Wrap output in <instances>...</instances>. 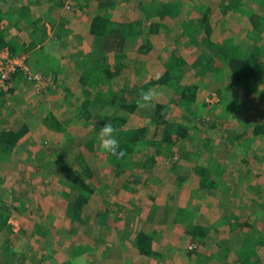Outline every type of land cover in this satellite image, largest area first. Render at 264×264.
Segmentation results:
<instances>
[{
    "label": "rangeland",
    "instance_id": "374dc122",
    "mask_svg": "<svg viewBox=\"0 0 264 264\" xmlns=\"http://www.w3.org/2000/svg\"><path fill=\"white\" fill-rule=\"evenodd\" d=\"M10 1L13 0H0V5L4 6ZM24 1L30 4L31 11L40 12L42 14L40 17L46 22L48 42L44 52L53 47L56 48L57 43L59 44L64 35L68 37V41L64 40L65 42H74L75 40L70 39L77 35L76 39L83 37L82 32L85 28H82V24L85 20H91L97 12L91 5L85 6L82 0H74L73 8H69L66 5L70 1L66 0L64 9L71 10L64 13L69 19L75 20L70 23L73 25L72 32L68 31L62 37L59 35L55 37L57 21L55 19L54 23V18H52L54 15L47 12L48 4L42 0ZM149 1L141 0L143 4H148ZM156 1L160 2L161 0ZM173 1L187 15L196 13L192 11V6H196L197 11L203 6H208L212 20L213 16H216V20L213 22L215 29L214 32L212 31L214 40L221 41L231 33L234 43L240 42V46H244L246 43L251 46L255 45V40L252 37L254 31L250 29L248 21L244 19L243 15L237 14L231 9L224 14L228 16L225 22L227 23L225 32H222L221 27L219 28L218 21L223 19L221 17L223 14H218L219 3L227 0H195L197 1L195 4L191 0ZM114 2H117L118 6L113 14L115 22L126 25L135 20L136 6L139 5L140 0H115ZM254 9L264 16V6ZM196 15L198 13L194 16ZM194 16L190 17V20ZM149 20L144 17L142 23L146 24ZM173 22L176 23L173 25ZM163 24L159 32L151 34L153 45L149 51L142 52L137 49L139 41L144 40L145 35L137 40L126 41L120 51H110L114 59L117 57L126 62V70L128 69L131 73V77L127 76L122 79L125 72L128 71L123 72L119 78L113 79V84L120 86V89L132 88L135 93L143 88V84L159 76L166 68L163 57L169 55L172 44H177L182 55L189 53L195 55L199 52V48H202L203 32L201 34L198 32L195 40L187 41L186 39V42H183L181 38L175 37L179 31L178 24L180 22L167 19ZM8 29L16 32L19 36L18 30L10 28V25L7 26L6 30ZM27 31L25 29L23 33L27 34ZM50 33L51 36H49ZM260 34L264 35V28L260 30ZM86 36L84 35L83 38ZM51 38L53 40H49ZM83 43L81 42V45ZM86 45L84 48L87 54L97 50L95 52L97 54L91 53V55L98 56L100 50L94 49L96 47L94 43ZM234 50L231 52L236 54ZM83 53L84 51H82ZM58 60L60 61V58ZM61 64L63 72H58L55 75L50 72L45 73L44 66L40 65L36 69H32L28 65L32 70L40 71L44 76L40 88L45 87V89L40 94L35 84L25 81L22 72H19L21 79L18 82H12L11 90L0 91V128L10 125L16 127L22 121L27 125L26 133L6 153V159L0 157V204L8 213V226L2 229L0 241L4 239L10 243L6 247L0 245V264H72V260L77 256L104 264V260H128L126 253L132 254V260H140L144 256L138 264H148L149 260H152L149 264H242V260L239 258L241 252H236L237 247L234 242L238 238V232H243L244 228L241 226L229 228L228 221L231 219L234 221V217L240 212L235 205L236 200L241 199L242 201L252 195L249 189L246 190L244 183H249V188L255 191L254 196L263 198L264 201V175L259 178L254 176L257 173L264 174L261 166L264 160V139L246 135L233 142L232 138L239 124L250 123L248 118L251 112L264 109L258 99L251 101V98H255L256 95L243 96L241 89L232 83L227 75L225 78H210V73H204V70L199 66H189L188 63L182 65L178 77L181 84H197L195 98L172 97L169 94L171 89L167 88V90L162 89L163 99H161V93H158L156 87H153L152 89L158 95L153 100L152 107L150 109L137 107L139 114L137 118L130 114L126 117L124 124H119L120 127L126 129L129 123L135 125L148 123L146 137L151 135L153 124H150L149 115L154 111L155 102L165 99L169 107L165 116L180 124L181 128H188L187 134L179 136V139L172 145L171 153L165 150L157 154L153 152L155 159L151 165L136 166V177H140L137 178V182L133 183L132 181L136 178L128 175L131 171H126L123 178L117 177L112 166L98 153L97 134L101 125L99 126L94 115L102 112L108 116L115 109H110L108 106L92 108V119L85 118V120L82 116V118L77 117L73 120L72 115L76 114V109L71 105L72 99L68 100L65 97V90L66 88H72L75 91L80 89L78 83L75 84L77 85L76 89L72 84L77 75L80 76V71L74 65H66L63 61ZM92 86L90 89L93 97L96 92L101 90L99 91L95 84ZM107 86V84L104 85L105 88ZM110 94L113 99L118 96L116 93L111 92ZM248 101H251L252 110L249 113H243L242 107L249 108L246 104ZM257 105H260V108H256ZM229 106H237L234 114L240 117L227 113L226 108ZM252 125L253 123H250L249 127L251 128ZM206 136L210 141H205ZM207 151H213L218 158L225 156L226 154L220 155L224 152H227L226 157H229V153L236 152L240 158V161L231 163L225 157L221 163L222 166L228 165L229 169L225 172L217 171L214 174L215 179L213 180L218 187L212 196L219 198L218 204L215 205L210 201L212 197L206 196L202 190H198V194L195 193V195L190 191L197 188L195 179L197 174L193 170L195 164L199 159L202 161L205 158ZM260 153L262 156L259 160L257 155ZM139 155L137 152L134 158H139ZM57 156H62L69 162L85 182L89 181V184H92V192H95H90L91 187L87 186V183H85L86 187L79 185L78 190L81 189L84 192L89 190L91 199L88 209L80 210L76 216L68 215L65 211V198L62 191L66 188L70 198H73L76 191L65 185V180L68 178H64L61 172L53 171L54 158ZM79 157L90 166L91 177H88L82 169ZM147 163L150 162L147 161ZM239 164L244 183L241 180H234L237 175L236 167ZM219 166L211 167L213 172L218 170ZM180 176L183 177L179 179ZM125 180H127L126 187L130 186L131 189L126 188L127 190L122 191L121 183ZM171 184L172 187L178 186L171 189ZM108 191L126 192L133 197V200H136L135 203L140 199L144 212H147L145 209L149 197L152 196L158 202L153 211L156 215V224L152 223L153 225H151L149 221L147 226L156 227L154 232H156L155 244L157 247L153 245L151 249L159 252V255L153 254L154 252L152 254L142 253L133 244L130 245L131 248L114 246L116 241L112 238L116 239L117 234L124 230L122 226L126 227L127 219H131L130 227L138 224L134 215L139 207H136L134 203L129 204L123 197L115 196L112 192L111 194L106 193ZM167 191L169 194L172 192L170 198H166ZM237 191L240 194L236 195ZM231 194L233 199L229 201ZM234 195L236 200H234ZM254 206L255 204L251 201V207ZM179 207L186 209L182 211L186 215L188 210L192 209L196 214L195 222L208 225L210 233L198 237L197 241L181 238L183 229L178 225L183 224L186 218L182 221L174 219V210ZM164 209L167 211L169 220L163 218ZM255 211L254 207L253 213ZM216 212L218 216L212 218L211 216ZM261 215L258 225L264 229V208ZM218 218L226 220V226L225 224L219 225L222 230L210 224L217 221ZM143 220H147V218H141V221ZM165 220L167 223L169 222L168 225H165ZM117 225L121 228L115 229ZM144 229L146 230V227ZM104 230L106 231L104 232ZM217 241L219 243L216 244L215 252L210 253V247ZM213 242L215 243L212 244ZM254 250L253 256L245 258L248 259L247 263L264 264V245H258Z\"/></svg>",
    "mask_w": 264,
    "mask_h": 264
},
{
    "label": "trees",
    "instance_id": "16d2710c",
    "mask_svg": "<svg viewBox=\"0 0 264 264\" xmlns=\"http://www.w3.org/2000/svg\"><path fill=\"white\" fill-rule=\"evenodd\" d=\"M42 1L48 4L46 7L48 10L47 12L54 15L52 16V18H54V23L55 19L57 21V23H55L56 31H54V35L62 37L63 34L70 31V25L68 26L70 19L67 17L66 13H64L68 11L64 9V2L66 0ZM69 1L68 7L73 8L74 0ZM85 1H87L89 5L94 6L97 10L89 22L88 30L94 35L93 43L96 46L94 49L98 48L100 52L98 53V56L91 55V53H95L97 50L89 54H82L81 51L75 53L74 60L75 62L77 61L76 64L79 66L77 68H80V89L75 91L66 88L65 97L68 100L72 99L71 105L76 109V114L72 115L73 120L77 117L82 118V116L84 119H92V108L98 109L99 107L108 106L110 109H115V111L108 116H105L102 112H99L94 116H96V121L99 126L101 125L102 127L105 123L111 122L113 127L117 129L115 135L120 142V149L126 153L125 157L120 161H117L115 157L98 149L99 155L104 157L106 162L112 166L117 177L123 178L122 176L126 171H131L128 175L136 178H133V183L137 182V178L140 176L136 177V166H141V164L142 166L143 164L151 165L155 159V154H153V152L157 154L165 150L171 153L172 145L179 139V136H185L187 134L188 128H181L180 124L165 116L169 109L165 99L162 101L157 100L155 102L154 111L149 115L150 124H153L151 127V135L146 137L149 126L148 123L139 122L141 124L137 125L129 123L126 129L119 125L120 123L124 124L126 117L130 116V114L132 116L134 115L135 118L138 117L139 114L136 109V101L139 98L138 94L141 90H148L156 87V91L161 93V99H163L162 89L167 90V88H169L171 89V93L169 94H171L172 97L182 96L191 99L195 98L197 94V84H181L178 77L182 65L188 63L189 66H199V68L204 70V73H210V78H225V75H227L229 80L241 89L243 96L256 95L255 98H251V101L258 99V102H261L264 107V35L260 34V30L264 28V16L254 9L255 7L264 6V0H227L219 3L220 10H218V14H223L221 16L223 19L218 21L219 28L223 24V31L225 32V22L228 19V16L224 14H226L229 9L237 14L243 15L244 19L248 21L250 29L254 31L252 35L255 40L254 46L248 45L247 43L244 46H240V42V44L234 43V38L231 33L222 38L221 41L214 40L212 38V31L214 32L215 24H213V22L216 20V16H213L212 20L210 17V8L208 6H203L199 11L196 10L198 9L196 6H192V11L198 13V15L194 16L196 13L194 15H187L181 11L179 6L175 5L173 0H161L160 2L150 0L148 4H143L140 0L139 5L136 6L137 15L135 20L131 21L129 24L123 25L121 22H115V18H113L114 10L118 7L117 2H114L115 0H82L83 3ZM191 1L194 4L197 2L195 0ZM29 5L30 4L24 0H13L6 3L4 6L0 5V49L6 48L10 54H25L26 62L32 69H36L37 66L41 65L44 66L43 71L45 73L50 72L54 73V75L58 72L62 73L63 68L62 65L59 64L58 57L53 56L47 50V52H44L46 46L43 44V40L48 37L46 22L40 17L42 14L36 10L31 11ZM192 16H194V18L190 20V17ZM144 17L150 19L146 24L142 23ZM167 19L180 22V24H178L179 31L175 37L181 38L183 42H186V39L187 41L195 40V37L198 35L197 33L199 32L201 34L203 32L204 36L201 37V43L203 46L202 48H199V52L195 55L191 53L188 55H182L179 52L177 44H172V49L170 50L169 55L163 57V62L165 63L166 68L159 76L150 79L143 84V88L137 90L135 92L136 94L132 91V88L120 89V86L113 84V79L119 78V75L123 72L128 71L125 72V75L123 74L124 77L122 79H125L127 76L131 77V73H129L130 71L128 69L126 70V62L117 57L114 59L112 54H110V51H120L126 41L137 40L143 35H145V38L144 40L139 41L137 49L142 52L149 51L153 45L151 34L159 32L164 25L163 23ZM175 23L176 22H173V25ZM8 25H10V28H14L19 32H23V30L27 29V34L18 37L16 32L9 29L6 30ZM234 46L236 47L233 48ZM232 50L236 51V54L232 53ZM93 84H95L97 89L101 91L96 92L92 97L90 86ZM106 84L108 85L107 88L104 87ZM44 89L45 87L39 90V94L40 92H43ZM102 90L104 91L102 92ZM111 92L116 93L118 96L113 99L110 97ZM133 94L135 95L133 96ZM251 101L246 103L249 108L242 107L241 110L244 111L243 113L251 112ZM237 108V106H229L226 108V112L230 113V115L240 117L239 115L234 114L235 109ZM256 108H260V105H257ZM44 119L46 120V118ZM256 119L258 120L257 122L254 121ZM248 121L253 123L252 127H249L250 123L247 121L246 122L249 124H239L235 129V134H233V142L237 138L245 137L246 135L264 139V109H261V111L257 110L254 113L251 112ZM26 131L27 125L23 121L16 127L10 125L0 128V157L6 159V153L12 149V146L26 133ZM208 140L209 137L206 136L205 141ZM137 152H139L140 155L139 158L135 159L134 156ZM212 152L207 151L205 158L202 161L199 159L195 164L193 170H195L196 172L194 173L197 174L195 175L197 188L191 189L190 191L195 195L198 190H202V193L206 196L212 197L210 201L215 205L218 204L219 198L212 196V193H214V190L218 187L217 183L213 180L215 179L214 174L217 171L225 172L229 167L228 165L222 166L221 163L226 157L227 152L220 154H226L220 158ZM257 156H259L257 159L260 160L262 153ZM79 159L83 166L82 169L86 172L88 177H91L92 170L90 169V166L87 165L81 157H79ZM226 160L232 163L234 161H240V158L237 156L236 152H231L229 153V157H226ZM245 160V162H247V159ZM147 161L150 163H147ZM54 162L55 166L53 171L61 172L64 178H68V180H65V185H68L69 189H75L76 191L73 198L69 197V191L66 190V188L62 191L65 198V211L68 215L73 214L76 216L80 212L82 205L87 204L90 192L93 191L92 184H89V181L85 182L80 173L62 156L55 157ZM216 165H220L219 169L213 172L211 167L215 168ZM261 166L264 170V160L262 161ZM236 169L237 175L234 180H241L243 182L240 164ZM263 175V173L254 174L255 178L262 177ZM182 177L180 176L179 179ZM85 183H87V186L89 185L91 187L90 192L89 190H86L85 192L81 189V191L78 190L79 185L86 187ZM126 183L127 180L121 183L123 187L122 191L126 188L131 189L130 186L126 187ZM244 185L246 190L249 189L252 195L243 199L245 202H243V200L241 201V199H237L234 195V200L237 199L235 205L240 212H238V218L236 216L234 217V221L232 219L228 221V225L229 228H236L238 226L244 228L243 232H238V238L234 242L237 247L236 252H241L239 258L242 260V264H253L252 262L247 263L246 260L248 259L245 258L253 256V253L255 252L254 249L258 245H264V229H261L260 225H258V220L260 216L262 217L261 212L264 208V201L263 198L260 199L258 196H254L255 191H252L249 188V183H244ZM177 186L178 185L172 187L171 184V189H175ZM122 191L111 192L115 196L118 195L123 197L129 204L134 203L136 207H139L138 211L142 210L140 204L142 201L140 199L135 203L136 200H133V197L130 194L126 192L120 193ZM111 192L108 191L106 193L111 194ZM238 194L240 193L237 191L236 195ZM165 195L166 198H170L172 192L169 194L167 191ZM230 199H233L232 194L229 197V201ZM197 201L200 203L199 200ZM251 201L255 204L254 207L256 211L254 213V207H251ZM156 204L158 203L155 202L151 196L148 198L146 209H149L150 206H155ZM184 210L186 209L182 207L174 210V219L176 221H182L186 218V221L182 224L183 233L181 238L197 241L198 237L206 236L210 233L208 225L195 222L194 218L196 214L192 209L188 210L187 215L182 213ZM162 213L163 218L169 220L165 209ZM230 215L232 216V213H230ZM217 216L216 212V214H213L211 217L214 218ZM7 220L8 213L0 204V233L2 229L8 226ZM150 220L151 219L141 221V226L146 227ZM165 222V225L169 224V222L167 223V220H165ZM150 223L152 224L151 221ZM210 224H213L217 229L222 230L219 225L225 224L226 226V220L218 218L217 221L214 223L211 222ZM147 228L145 230L140 227L137 230L133 239V244L136 245L137 249L142 253L152 254V252H154L153 254L159 255V252H155V250L151 249L153 245L154 247H157L155 244L156 232H154L156 228L151 226H148ZM43 232L45 231L43 230ZM214 243L215 242L212 244ZM217 243H219V241L210 247V253L215 252ZM0 245L6 247L9 246L10 243H8L7 240L2 239Z\"/></svg>",
    "mask_w": 264,
    "mask_h": 264
},
{
    "label": "crops",
    "instance_id": "0c3cea01",
    "mask_svg": "<svg viewBox=\"0 0 264 264\" xmlns=\"http://www.w3.org/2000/svg\"><path fill=\"white\" fill-rule=\"evenodd\" d=\"M84 5L85 6H87V5H89V3L87 2V1H85L84 2ZM91 7L96 11V9L94 8V6H92L91 5ZM118 8V7H117ZM69 11V10H68ZM67 15V14H66ZM68 17V16H67ZM76 19V18H75ZM71 21H75V20H71L70 19V22L68 23V26L70 25V27H69V30H70V32H72V27H73V25H71L70 23H71ZM89 22H90V19H88V20H85V22H84V24H82V28H85V30H84V32H82V34H84V35H87L85 38H83L84 37V35H83V37H78L77 39L75 38V37H77V36H74V38L73 39H70V40H75L74 42H65V41H68L67 40V38L68 37H65L66 35H64L63 36V38H61V41L59 42V44L57 43V46H56V48H52V49H50V50H48V52L49 53H51L53 56H57L58 58H60V61H59V64L60 65H62L61 64V61H63V63H66V65H68V64H70V65H74L76 68L77 67H79L77 64H76V62H75V60H74V57H75V53H77V52H82V51H84V53H86L87 51H85L86 49L84 48V46H87L86 44H88V45H91L92 43H93V39H94V35L88 30V26H89ZM226 25H227V23H225V28L224 29H226ZM215 29V28H214ZM221 29L223 30V24H222V26H221ZM77 30H78V28H77ZM222 32H224V31H222ZM221 32V33H222ZM24 33L23 32H19V36L21 37V35H23ZM17 35V34H16ZM24 35H26V34H24ZM18 36V37H19ZM49 36H51V33H50V35ZM56 37V36H55ZM54 37V38H55ZM49 40H53L52 38L51 39H49ZM65 40V41H64ZM78 41V42H77ZM47 42H48V39L47 38H45L44 40H43V44L46 46L47 45ZM81 42H84L83 43V45H81ZM86 43V44H85ZM66 50H68V52H66ZM63 58H64V60H63ZM64 66H65V64H63ZM79 69V71H80V68H78ZM19 74H21V73H19V72H17L16 74H14L13 75V77H12V79H13V83H14V81H16V82H18L20 79H21V75L19 76ZM26 81V80H25ZM79 84V86H80V80H79V76L77 75V78L73 81V85H75V84ZM14 85V84H13ZM13 87V86H12ZM11 87V88H12ZM11 88H10V90H11ZM77 88V85H75V89ZM70 89H72V88H70ZM40 89H38V91H39ZM182 177V176H181ZM92 193H95V192H92ZM192 193V192H191ZM90 199H91V196L88 198V202H87V204H84V205H82V207H81V210H87L88 209V206H89V202H90ZM155 202H157V201H155ZM158 203V202H157ZM157 205V204H156ZM161 207V206H160ZM142 209V208H141ZM147 212H144V210L142 211V210H139V211H137V212H135V215H134V217H135V220L137 221L138 220V224L137 225H135L134 227H130L129 226V223L131 222V219H127V225H126V227L125 226H122V229H124L123 231H121V233H119V234H117V238L115 239V238H112V240H115L116 241V244L114 245V246H116V247H118V248H120L119 247V245L121 246V247H126L127 246V248L129 247V248H131L130 247V245L131 244H133V239H134V236H135V234H136V232H137V230L141 227V228H145V226L144 227H142L141 226V218H147V220L148 219H151L150 221L155 225L156 224V215H155V213L153 212L154 211V206H150L149 207V209H145ZM139 214V216L137 217V215ZM115 218H117L116 216H115ZM157 222H159V221H157ZM153 224H151V225H153ZM178 226H181L180 228L182 229L183 227H182V224H180V225H178ZM148 226H146V228H147ZM121 228V226H119V225H117L116 227H115V229H120ZM153 228H156L155 226H153ZM106 230H104V232H105ZM104 232H103V234H104ZM105 234H107V233H105ZM109 234V233H108ZM99 237V236H98ZM113 243V242H112ZM133 246L135 247V245L133 244ZM127 250V249H126ZM127 254V259L128 260H104L105 262H104V264H138V262L139 261H141L142 260V258L144 257H142L140 260H132L133 258L131 257V255L132 254H130V253H126ZM137 255H139L138 254V252H137ZM123 257V256H122ZM130 259V260H129ZM155 261V260H154ZM85 262H87L86 264H99V263H97L96 261H94V260H85ZM150 262H152V260H149L147 263L149 264Z\"/></svg>",
    "mask_w": 264,
    "mask_h": 264
},
{
    "label": "clouds",
    "instance_id": "9594fccd",
    "mask_svg": "<svg viewBox=\"0 0 264 264\" xmlns=\"http://www.w3.org/2000/svg\"><path fill=\"white\" fill-rule=\"evenodd\" d=\"M26 56V55H25ZM139 98L136 101V106L140 109H150L152 102L158 95L153 89L141 90ZM117 129L113 127L111 122L105 123L97 134L98 149L115 157L120 161L125 157L126 153L120 149V142L116 138ZM72 264H85L83 256H77L72 260Z\"/></svg>",
    "mask_w": 264,
    "mask_h": 264
},
{
    "label": "built area",
    "instance_id": "2783aa9c",
    "mask_svg": "<svg viewBox=\"0 0 264 264\" xmlns=\"http://www.w3.org/2000/svg\"><path fill=\"white\" fill-rule=\"evenodd\" d=\"M68 7V4L66 5ZM25 54H10L6 48L0 49V91H8L12 86V77L22 72L24 79L40 89L44 79L40 71L32 70L26 62Z\"/></svg>",
    "mask_w": 264,
    "mask_h": 264
}]
</instances>
